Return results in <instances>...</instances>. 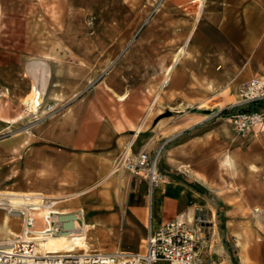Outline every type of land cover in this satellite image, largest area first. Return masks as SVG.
Segmentation results:
<instances>
[{"label": "crops", "instance_id": "1", "mask_svg": "<svg viewBox=\"0 0 264 264\" xmlns=\"http://www.w3.org/2000/svg\"><path fill=\"white\" fill-rule=\"evenodd\" d=\"M33 1L40 0H0V18L12 15V2ZM85 1L72 6L69 15L85 11ZM182 2L168 5L175 9ZM200 8L193 40L163 69V107L185 115L163 132L169 137L162 161L166 178L153 190L144 178L115 168L123 148L138 137L135 99L121 95L119 105L109 91L86 94L80 86L76 92L74 82L85 81V69L76 76V65L88 62L84 55L72 58L74 43L51 42L49 51L28 56L13 51L24 44L11 41L10 25L0 24V191L41 194L63 212L82 211L91 250L113 254L144 252L151 230L177 219L195 223L201 209L214 212L218 229L222 208L210 188H264V181L252 184L250 175L235 181L233 153L218 150L229 132L204 127L207 117L200 111L231 104L244 82L264 75V0H201ZM21 81L28 89L11 87ZM33 85L38 110H43L42 95L51 104L58 99L53 112L29 110ZM249 149L248 160L261 169L263 180L264 129ZM0 217V241L8 231L20 233L18 220L1 211ZM242 261L248 264L244 255Z\"/></svg>", "mask_w": 264, "mask_h": 264}, {"label": "rangeland", "instance_id": "2", "mask_svg": "<svg viewBox=\"0 0 264 264\" xmlns=\"http://www.w3.org/2000/svg\"><path fill=\"white\" fill-rule=\"evenodd\" d=\"M164 1L167 3L162 5ZM83 2L84 0H40L21 4L12 2V15L0 18V24L10 25L11 41L24 44L13 51L23 52L28 56L49 51L48 43L51 42L74 43L76 47L72 50V58L76 60V57L84 55L88 62L76 65V76L80 74L79 68L85 69V81L74 82L76 92L80 86L85 89L86 94L92 90L109 91L119 105L123 101L121 95H125L127 100L133 97L139 111L138 119L133 121L136 125L133 134H138V137L133 136V145L123 148L115 168L123 158L129 163L141 152H146L153 158L161 151L158 169L165 176L162 161L169 137L163 132L185 114L163 107V100L159 98L167 85L164 84L166 75L163 69L180 47L193 40L191 30L201 10V0H183L181 7L175 9L168 5L171 0H87L85 11L77 10L76 14L69 15L72 6L77 7ZM19 13L26 15H18ZM131 40L133 42L130 44ZM253 79L264 82V75L255 74L244 82L233 96L231 104L215 108L204 106L200 111L204 118L207 117L202 122L204 127L222 130L227 128L229 137L219 140L218 150L220 153H233L235 181L250 175L252 184L259 186L264 181L260 178L261 169L257 164L251 165L248 159L251 153L249 147L259 138L262 129L255 127L246 134H239L232 125L231 116L240 112L264 110V106L229 109L240 102L241 89ZM12 83L11 87L14 89H28L26 81ZM35 94L33 85L32 96L29 98L32 100L29 108L32 113L42 114L54 110L58 99L51 104L42 95L43 110H38V105L33 102ZM100 99L103 100L102 97ZM123 120L126 121L125 117ZM137 128H140L139 133ZM230 131L234 136L233 141ZM209 147L204 148V151H209ZM210 190L208 192L222 208L218 229L214 227V212L205 209L199 210L195 223H190L203 227L206 232L207 242L201 256L204 264H243V255L248 264H264V188ZM0 211L6 215L4 211Z\"/></svg>", "mask_w": 264, "mask_h": 264}, {"label": "built area", "instance_id": "3", "mask_svg": "<svg viewBox=\"0 0 264 264\" xmlns=\"http://www.w3.org/2000/svg\"><path fill=\"white\" fill-rule=\"evenodd\" d=\"M240 98V102L229 109L260 106L258 104L264 103V82L251 80L241 89ZM231 120L239 134H246L255 127L264 129V110L236 113ZM160 153L152 158L141 152L129 163L123 158L117 170L126 169L144 178L153 190L166 178L158 169ZM12 193L15 192L0 191V210L19 220L21 231L12 240L0 242V264H203L201 256L207 242L206 232L203 227L194 226L185 219L151 230L146 249L141 253H67L56 257L44 254L39 250V242L42 241L39 239L70 237L84 226L83 212H63L57 208L56 201L41 194ZM11 197L21 199H18V204H12Z\"/></svg>", "mask_w": 264, "mask_h": 264}, {"label": "bare ground", "instance_id": "4", "mask_svg": "<svg viewBox=\"0 0 264 264\" xmlns=\"http://www.w3.org/2000/svg\"><path fill=\"white\" fill-rule=\"evenodd\" d=\"M30 100V99H29ZM27 105L29 102H26ZM50 108V107H49ZM13 195H20L19 193H12ZM22 196V195H21ZM18 199L21 197H11L12 204H18ZM6 214V213H5ZM6 216L10 218L15 217L6 214ZM89 226L82 227L81 230L75 232L70 237L66 236H58V237H50L46 240L40 241L39 250H41L44 254H50L51 256H61L67 253H83L88 254L92 253L93 251L90 248L88 239H87V231ZM9 237L6 239L1 240L0 242H7L12 240L18 234L8 231Z\"/></svg>", "mask_w": 264, "mask_h": 264}, {"label": "trees", "instance_id": "5", "mask_svg": "<svg viewBox=\"0 0 264 264\" xmlns=\"http://www.w3.org/2000/svg\"><path fill=\"white\" fill-rule=\"evenodd\" d=\"M258 105H260V106H264V103L263 104H258ZM252 106V105H251ZM254 106V105H253ZM226 112V110L224 111V113Z\"/></svg>", "mask_w": 264, "mask_h": 264}]
</instances>
